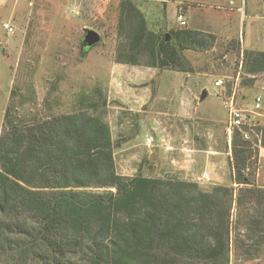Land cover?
Masks as SVG:
<instances>
[{
  "label": "rangeland",
  "instance_id": "374dc122",
  "mask_svg": "<svg viewBox=\"0 0 264 264\" xmlns=\"http://www.w3.org/2000/svg\"><path fill=\"white\" fill-rule=\"evenodd\" d=\"M250 2L0 0V138L10 104L18 115H44L50 100L51 113L59 115L76 111L83 94L101 107L106 101L103 116L113 138L122 142L115 155L118 174L133 177L142 165L143 176H177L204 191L229 188V264H264L262 208L236 202L245 186L235 181L225 131L232 94L241 109L251 108L261 96L258 120L264 126V72L255 79L243 67V50L264 48L255 35H248L254 25ZM179 15L187 28L208 33L213 42L207 50H184L181 69L186 72L150 67L146 56H138L137 65L125 64L130 46L138 43L134 40L141 18L147 32L162 33L181 29ZM258 21L254 29L261 32L264 19ZM5 24L14 31L8 32ZM87 29L97 31L102 40L83 52ZM220 78L226 80L225 89L214 85ZM205 89L208 96L201 102ZM259 155L260 163H252V156L246 168L252 183L264 189V149ZM251 217L259 218L261 230L249 222Z\"/></svg>",
  "mask_w": 264,
  "mask_h": 264
},
{
  "label": "trees",
  "instance_id": "16d2710c",
  "mask_svg": "<svg viewBox=\"0 0 264 264\" xmlns=\"http://www.w3.org/2000/svg\"><path fill=\"white\" fill-rule=\"evenodd\" d=\"M209 37L187 26L146 31L135 36L125 64L146 56L150 67L186 72L184 50H207ZM242 54L246 73L264 72V52ZM75 105L78 110L59 115L51 113L50 100L44 115H18L11 104L6 109L0 264H229L231 190L204 191L177 176H143L142 165L133 177L118 174L115 155L122 142L113 138L101 103L83 94ZM258 152L235 134L233 171L245 186L236 202L257 204L264 218V189L244 173ZM258 219L249 222L261 230Z\"/></svg>",
  "mask_w": 264,
  "mask_h": 264
},
{
  "label": "built area",
  "instance_id": "2783aa9c",
  "mask_svg": "<svg viewBox=\"0 0 264 264\" xmlns=\"http://www.w3.org/2000/svg\"><path fill=\"white\" fill-rule=\"evenodd\" d=\"M178 20L181 26L187 25V21L184 20L183 15H179ZM4 28L8 32L14 31L13 27L10 24H5ZM260 77L264 80V73H262ZM254 78L256 79L258 78V76L255 75ZM214 85L215 87H218L220 89H225L227 83L226 80L220 78L214 83ZM262 104H263V98L261 96H256L251 108L241 109L237 107L235 94H232V96L230 97V100L227 103L229 115L225 126V131L227 134L229 150L231 152V155H232V144L235 134H238L242 141L249 143L252 150L254 151L258 150L260 152V150L264 149L262 147L264 130H263V126L258 120V116H260L261 111H263ZM253 133L256 134L257 142H254L253 140ZM258 154L254 153L252 157V161H253L252 163L255 164L260 163L261 155L257 156ZM250 172L251 170L249 167L246 168L244 171L246 175H248V173Z\"/></svg>",
  "mask_w": 264,
  "mask_h": 264
},
{
  "label": "crops",
  "instance_id": "0c3cea01",
  "mask_svg": "<svg viewBox=\"0 0 264 264\" xmlns=\"http://www.w3.org/2000/svg\"><path fill=\"white\" fill-rule=\"evenodd\" d=\"M232 4H234V1H231ZM250 18L251 20H253V26H252V29L250 30V35L252 37V35H255L256 37V42H259L258 46L260 44H263L264 43V30H261L258 31L255 28V25H256V22H260L258 20L260 19H264V6L262 8H259L262 4H264V0H261V1H258V0H251L250 2ZM260 9H262V13H260ZM236 11H239V10H242V9H239V8H235ZM246 12H248L247 9H245ZM260 15H262L263 17H261ZM142 22L140 24V32L136 35V36H142V34L144 35V33L146 31H148V26L145 24L144 20L141 18ZM255 22V23H254ZM187 25H188V22H187ZM257 28V27H256ZM251 45H253L255 42H250ZM250 45V46H251ZM249 46V47H250ZM249 50H254V51H261V52H264V48H259L257 47L256 49H249Z\"/></svg>",
  "mask_w": 264,
  "mask_h": 264
},
{
  "label": "water",
  "instance_id": "95a60500",
  "mask_svg": "<svg viewBox=\"0 0 264 264\" xmlns=\"http://www.w3.org/2000/svg\"><path fill=\"white\" fill-rule=\"evenodd\" d=\"M85 32H86V37L83 40V44H82L83 48L93 47L101 42L102 37L97 31L87 29ZM207 96H208L207 90L203 91L201 95V102L206 100Z\"/></svg>",
  "mask_w": 264,
  "mask_h": 264
},
{
  "label": "flooded vegetation",
  "instance_id": "af4514ba",
  "mask_svg": "<svg viewBox=\"0 0 264 264\" xmlns=\"http://www.w3.org/2000/svg\"><path fill=\"white\" fill-rule=\"evenodd\" d=\"M86 37V34L83 36V38H82V40H81V50L83 51V52H87L88 50H91L92 48H94V47H89V48H83V46H82V44H83V40H84V38ZM101 43V42H100Z\"/></svg>",
  "mask_w": 264,
  "mask_h": 264
}]
</instances>
